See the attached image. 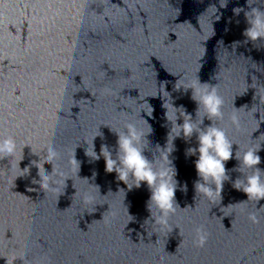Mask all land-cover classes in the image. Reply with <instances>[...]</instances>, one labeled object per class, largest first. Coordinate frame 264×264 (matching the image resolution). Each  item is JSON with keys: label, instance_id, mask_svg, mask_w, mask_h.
I'll return each mask as SVG.
<instances>
[{"label": "clouds", "instance_id": "1", "mask_svg": "<svg viewBox=\"0 0 264 264\" xmlns=\"http://www.w3.org/2000/svg\"><path fill=\"white\" fill-rule=\"evenodd\" d=\"M242 7L238 6L234 9L237 12L238 9ZM253 18L248 20L247 13L245 14L247 27L242 35L250 40H257L258 38L264 37V12H260L256 9H252ZM207 82L202 85V91L197 89L199 94V99L196 96L191 98L197 103L196 113L200 111V106L202 105L207 118L212 121V118L222 117L223 113L221 111L223 105V99L217 94L215 87H211ZM184 109L183 123L175 125L176 137H180L181 133L183 137L187 140L197 134L198 147H189L185 150V155L195 156L197 153L198 158L195 160V170L197 176L200 178L194 182L195 192L202 193L209 199L214 196L213 188L210 184L216 186V193L219 194L223 191V184L230 177L227 175L226 162L233 158V144L227 139L225 131L219 127L214 126L212 123L210 126L201 128L197 126L192 121V115L187 112L183 105L179 106ZM167 118V117H166ZM178 119V118H177ZM233 122H237V118L233 117ZM201 125L203 120H201ZM153 129L149 133L152 134ZM118 135L117 145V159L112 158V153L109 151L107 145H101L100 155L103 156L105 160V171L107 173L116 172L119 181H122L127 186L128 178L131 176L135 180V188H140L142 183H146L151 195L146 204V208L151 216L152 206L160 211L161 215L157 219V222L161 225H167V218L169 214L174 213L179 204L176 202V191L179 185V181L175 179L177 175L176 169L172 166V161L168 160V155L163 154L162 159L167 161L171 168L173 169V174L169 175V170L167 168H161L159 171L154 169L153 161L144 154V148L140 146L142 138L145 134L139 131L135 125L128 124L126 133H116ZM102 136V134H100ZM175 137V138H176ZM156 147L160 148L159 144ZM166 148V147H165ZM17 150V144L13 137H3L0 135V158H5L8 156H13ZM174 150L172 147L170 152ZM260 149L249 148L244 152L241 158L239 153H235V158L239 161V165L235 168V171H241L242 168L246 167L249 169H254L253 174L247 175L244 180L237 178L232 187L237 191H243L247 196V201L255 200L259 202L264 199V180L261 179V175L264 174V170L257 167L261 163V157L258 155ZM58 153L55 148L51 145L47 149V158L45 163H51L57 157ZM100 156L96 154L95 159L98 160ZM39 169V176L41 181L45 178L40 175V170L43 165L32 162ZM43 170L48 174L43 167ZM23 172H29V167H25ZM55 171L53 166L52 172ZM96 173H93L95 177ZM23 176V175H21ZM20 177V176H18ZM17 177V178H18ZM203 181V183L201 182ZM174 181V182H173ZM36 181H33L35 183ZM66 187V184H65ZM99 188V186L97 185ZM132 186L128 187V190H132ZM32 189H29L31 191ZM181 191H187V184L184 183ZM246 201H240L236 204H243ZM249 219L253 223H259L258 218L254 214L249 215ZM134 220V217H133ZM132 220V221H133ZM147 220V219H146ZM131 221V222H132ZM208 234L204 231L203 227L196 229V240L194 241L197 246H203L207 241Z\"/></svg>", "mask_w": 264, "mask_h": 264}]
</instances>
